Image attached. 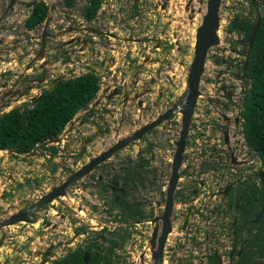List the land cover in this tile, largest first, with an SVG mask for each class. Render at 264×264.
Here are the masks:
<instances>
[{"label":"rangeland","instance_id":"obj_1","mask_svg":"<svg viewBox=\"0 0 264 264\" xmlns=\"http://www.w3.org/2000/svg\"><path fill=\"white\" fill-rule=\"evenodd\" d=\"M49 1L52 3V0ZM206 1L194 0L193 5L195 7L191 5V12L185 14L182 8H180L184 6L185 0H172L169 9L173 11L172 6L176 4V13L171 12L167 17L169 12H166L163 14V17L175 21L174 30H169L174 34L173 38H166V40L158 38V40L146 43L144 47L141 44H135L136 41H131L134 43L126 45L127 50L117 48V52L113 56L104 50L101 55L98 52L97 54L100 55L102 60H96L97 62L89 60L92 50L85 51V54L75 55L72 50H67L66 47L59 46L57 43V49L55 48V44L52 45L53 48L48 46L49 49L46 54L48 65L45 69L44 81L41 83L40 81H34L37 79L34 77L39 78L36 67H39L40 62L34 61L33 56L29 58L34 61L32 65L36 66L31 71L34 79L29 84L21 87L20 92L24 96L17 97L9 105H5V109L2 110L0 115L8 113L14 108L22 109L23 106L30 107V101H33L32 98H38L41 92L49 88L58 77L67 79L79 77L82 74L94 71L100 79L99 91L91 104L74 116L73 119H78V122L75 123L78 125L82 122L81 120L84 115L92 110L94 111V103L97 98L101 100V93L104 89L108 90V95H114L113 93L116 94L115 91L118 89L116 83L124 80L125 84L120 86V97L116 98L112 104L110 103L109 107L104 104L106 107L104 111L108 109L110 112L102 116L98 115L97 119L100 120L103 128H100L96 124L95 118L90 121L87 119L82 127L76 125L72 134L67 138L62 134L59 136L58 143L47 144L48 148L39 147L37 150L32 151V154L15 156L10 152L0 151V223L15 214L25 212L29 206L35 204L45 194L59 187L79 165L83 164V160H77L75 156H72L80 153L83 146L82 137L92 138L93 142L89 147L91 152L95 153L94 149L97 150L96 145L100 148L103 146H99L100 143L105 144L108 142L114 144L115 141L124 140L150 118V115L142 114L141 108L138 109L135 103L134 106L128 104L126 109L123 108L121 105V96L123 94L129 96L131 99L135 97L138 100L146 93L151 94L144 96L145 99L143 101L146 104L152 102L150 99L154 102L157 97L156 95L161 94L162 99L159 102V106L155 107L151 112L154 117L157 112H162L164 107L170 108L179 101L186 91L189 68L194 57L195 32L202 21ZM59 4L58 0L55 5L60 7ZM260 5L258 9H255L250 6L247 0H222L219 11L221 22L217 31L219 44L213 46L208 53L199 86L200 95L194 111L195 118L193 120L198 122L194 125L201 129L198 134L196 129V134L193 137L191 136L188 142L190 145H187L188 149L190 147L194 149L195 147L193 146L198 145V143H201L202 147L205 148L204 145L210 142H201L199 138L207 136L223 148L221 135L218 137L220 142H217V138L215 137L220 132L219 127L216 126L217 122H220V118L215 114V111L231 118L237 117L241 108L242 89L250 88L249 85H246V81L249 80L242 77V72L239 69V67H242L241 64L244 61L242 52L244 53V50L247 48L246 46L242 47L238 45V40L243 35L239 34L236 29H230V24L228 23L234 17H237L239 21L244 17H246L248 22L254 20L257 15H262L264 12L263 5ZM20 10L21 8L16 10L17 17H15V14L12 17H3L4 20L0 22V25L4 28L15 25L18 35L24 36L25 32L22 26L27 13ZM80 10L82 9L80 8ZM75 15L78 20L72 23L74 26L81 21L79 14L76 13ZM56 18L54 14L53 24ZM66 24L64 23V25ZM39 33L40 31L35 32L34 37L36 38ZM135 35L132 34L131 36ZM59 40V44H66L61 42L62 39ZM7 41H10V39H7ZM147 41L149 40L145 42ZM159 41L162 43H159ZM34 43L36 44L37 42ZM155 47H159L161 50H155ZM31 49L35 52L38 46L33 45ZM68 51L69 55L67 54ZM60 60H63V63L61 67H58L57 64ZM10 61L8 62V64L10 63L9 65H5L7 63H4L0 66V72L4 69L6 72L8 70L19 71L18 68L22 70L21 67L24 69L27 65L25 61L16 63V61H12V58ZM67 63L72 65L67 67ZM12 75H19V73L11 71L7 77H1L0 80L2 82L4 80H13ZM22 75H25V72H22ZM239 77H241V84L238 83L240 81ZM236 83L239 85H236ZM217 86H219L218 89ZM223 87H227L230 93V99H228L230 105L226 104L227 100L225 99L222 104L224 94L220 90H225ZM207 100H211L212 102L208 103ZM101 102L104 103V100H101ZM100 109H104V107L98 106L99 113H102ZM172 116L173 118L170 119L172 121L171 125H169L170 121H167L148 135L147 139H150L151 143L156 147V160L153 163L145 164L138 176L133 175L139 183L130 188L127 197L133 209L135 204L140 205L141 202L148 206H152L153 202L157 203L156 210L158 215H155V207L152 206L153 208H148L145 212L143 211L145 219H140L137 224L135 221L138 220L135 219L139 218L130 217V213L126 211H123L121 214L103 213L102 201L108 200V197L105 194L100 196L97 191L98 188L90 185L89 181L85 179L79 182L77 186L74 185L72 189H69L65 197H57L53 201L41 206L36 212L29 215L26 220L1 227L0 264H39L40 261L45 264H53L69 252L78 249H88L89 252L100 251L104 258L108 257L110 259L108 264H153V249L150 247L149 239L153 228L159 227L160 229L161 226L160 217L162 209H158L164 205L171 167L167 160L168 158L171 159L174 152V148L171 149V147H168V152L162 151L161 148L171 138L172 134L178 139V133L181 128V115L178 113ZM205 120L208 121L205 122ZM241 123L242 121L239 120L238 126ZM68 125L63 133L68 130ZM140 141H134L118 151L109 163L116 167H126L128 170L136 167L138 170ZM50 147H53L56 151L51 156H49V153H52ZM207 149L208 151L210 150L208 147ZM93 153L87 152L86 155H92ZM148 156V154H145L143 159H146ZM196 158L201 163L209 159L205 150L201 154L198 152ZM214 158L219 159V154L217 153L215 157L211 156L210 159ZM259 169L260 164L258 161H255L251 176L254 173L256 174ZM196 176L199 175L197 174ZM187 180L191 181L182 178L179 182V189L176 192L177 199L184 200L189 197L190 200H196L197 203L194 204L189 201L191 203L190 206L189 202L182 208L175 206V215L173 216L174 231L169 236V243H173L174 247L168 246L169 243L165 244L163 249V264H206L204 260L205 254L202 252H199L197 256L192 255L182 261L184 257L180 258L176 256V252L174 251L176 249L175 242L178 244L179 241H186V232L182 233L180 231L179 225L181 221L190 220L189 222L195 226L194 218L196 217L198 224L199 222L202 223V219H206L209 212V210L206 212L203 210L205 205L210 204L211 210L212 206L214 205L215 207V203L218 202V200L212 202L211 197L209 198L211 191L207 187L208 180H204L203 184L199 180V183L191 187L188 192L187 188L190 183ZM192 188L194 190L193 193L190 192ZM178 192H181V194H178ZM207 192H210V194L208 195ZM187 193H189L188 197L186 196ZM222 202H224L223 199ZM78 204L82 205V207H87V211L83 209V213H77ZM91 205L95 206L97 211ZM226 205L224 202V206ZM149 212L151 213L148 214ZM213 214L217 218L216 225L208 229L195 226L199 230L192 234L197 237L196 242L201 243L211 228L212 231L217 226L224 228L222 232L225 231V237L217 245L223 251L227 247L230 248L235 240L231 235L232 216L229 211L223 213L220 209H217ZM126 217L129 219L128 221ZM194 226H191L192 230H194ZM244 237V235L239 236L240 240ZM108 240L114 241L117 246L112 247L107 242ZM239 244V248L242 247L241 243ZM52 246L53 249L51 250ZM45 251H50L49 253L51 254H46L43 258L39 253H44ZM225 251L228 250L226 249ZM177 252L182 254L180 250ZM223 255L226 256L228 254L224 252ZM195 260L196 262L194 263ZM100 264L107 263L102 261ZM224 264H233V262L228 263V261H225Z\"/></svg>","mask_w":264,"mask_h":264},{"label":"flooded vegetation","instance_id":"obj_2","mask_svg":"<svg viewBox=\"0 0 264 264\" xmlns=\"http://www.w3.org/2000/svg\"><path fill=\"white\" fill-rule=\"evenodd\" d=\"M57 1L58 0H52V3H51V1H49V0H0V12H1L0 22H2L4 20L3 17L8 18V17H12L14 14L16 15L17 14L16 10L18 8H21V10H20L21 12L24 11L25 13H27V17L25 18V21L23 22V26H22L23 31L25 32L24 36L21 34L18 35V31H17L15 25L14 26L10 25L11 27L8 26L5 28L0 25V66L3 65L4 63H7L5 65H9L10 63L8 64V62H11L10 61L11 58H12L13 62L16 61V63H19V61H25L27 64L26 67H24V69H23V67H21L22 70H20V68H18L19 71H13V70L9 71L7 69L8 72H6V70L4 69L3 71L0 72V78L1 77H7L9 75V73H11V71L14 73L17 72V74L19 73V75H12V77L14 78L13 80H4L3 82L0 80V106H5L6 104H10L17 97L24 96V94L20 92V89H21V87L25 86L26 84H29L30 82H32V79L37 78L34 81H40V83L44 81L45 69L47 68V65H48V61H46V54H47V51L49 49L48 46H51V48H53L52 45L55 44V48L57 49V47H58V46H56V43H57V45H59V46L66 47L67 50H72L73 54H75V55L85 54L86 53L85 51L92 50L90 52V55H89V60L96 61V60H102L100 55L103 53V50L109 52L110 55L112 54V56H113V54L115 52H117L116 51L117 48L127 50L126 45H128V44L130 45V43H134L131 41H136L135 44H137V45L141 44L144 47L146 45V43H148V42L150 43L152 40H158V38H160V40H162V39L166 40V38L167 39L173 38V35H174L169 30H174L175 21L174 20L171 21L170 19L163 17V14L166 12H169L167 14V17L170 15L171 12L176 13V11H175L176 4L172 6L173 11H170V9H169L172 0H101L100 6L98 7V9H96L91 14L89 20L85 19V8H86V3L88 0H86L83 4H81V3L84 0H81V1L75 0L74 5L72 7H66L64 4V0H59V2H60L59 6L60 7H57L55 5V3ZM89 1H90L89 7L92 9V5H93V2L95 0H89ZM193 1L194 0H185L184 6L180 7V8H182V10L185 14H188L191 12V5H193ZM247 1L252 8L258 9L261 6L260 4H262L264 7V0H247ZM40 4H43L47 8L46 16H45L44 20L37 23L34 27L28 28L26 26V21L29 18V16L31 15L32 11L37 6H39ZM79 4H81V5H79ZM79 7L82 10H80ZM76 13L79 14V19H81V21L79 23H77L76 26H74L72 23L78 20V19H76V15H75ZM54 14L56 15L57 18L53 24L52 22L54 21V19H53ZM15 17H17V15ZM260 18H261V15H257L256 21L252 20V21L248 22V20H246V17H244L240 21L238 20L237 17H234L232 19V21L230 23H228V24H232L233 22H235V23L237 22L238 26L236 28V31L239 34L243 35V37H241L238 40V45H240L242 47H244V46L247 47L246 50H244V53L242 52V54L244 55V61L242 63V66L245 63L247 65V55H248V51H249L250 46H251L247 43V41L250 37V34H251L253 28L255 27L256 23L258 22V20ZM220 22H221V19L219 21V26H220ZM64 23H67V24L64 25ZM15 24H17V23H15ZM54 27H56V29H54ZM229 28H230V25H229ZM39 31H40V33L35 38L34 33L39 32ZM132 34H136V35L131 36ZM7 39H10V41H7ZM59 39H62L61 42L66 43V44L65 45L59 44L60 43ZM64 39H67L68 41L64 40ZM146 40H149V41L145 42ZM34 42H37V43L35 44ZM159 43H162V42L159 41ZM33 45L38 46V49L35 52L31 49V47ZM155 48H156L155 50L159 49V47H155ZM159 50H161V49H159ZM98 52L100 53V55L97 54ZM67 54L69 55V51L67 52ZM125 54H126V52H125ZM31 56H33L34 61L40 62L39 67L32 65L34 61L32 59L31 60L29 59ZM35 57H36V59H35ZM62 61L63 60H60L58 62V64H57L58 67L62 66V63H63ZM100 63H102V62H100ZM71 65H70V63L66 64L67 67H70ZM34 67H36L37 72L39 73V75H38L39 78L38 77L33 78L31 75V71ZM22 72H25V75H22ZM92 72H94V71H92ZM57 79H60L59 81H61L65 78L58 77L54 81L58 82ZM244 79H245V77H244ZM116 84L118 85L117 86L118 89H117V91H115L116 94L108 95V93H109L108 90L104 89L101 93V100H104V103H102L101 100H99L97 98L96 102L94 103V106H95L94 111L92 110L91 112H88L86 115H84L83 119L81 120L82 122L79 123L78 125L75 124L78 122V119L75 122H73V124H69L68 130L65 133H63L65 131V129H64V131L61 133V135L64 134V136H66L65 138H67L70 134H72V132L76 128V125L82 127L87 119L90 121L93 118H95L96 124L99 125L100 128H103L102 123L100 122L99 119H97V117H98V115L102 116V115H105L108 112H110L108 109L106 111H104L106 108L104 104H106L109 107L110 103L112 104V102L116 98L120 97V93H119L120 86H123L125 84V81L120 80ZM149 86H151V85H149ZM218 88H219V86H217V89ZM223 88L225 90H220V92L222 94H224V96L222 97V99H223L222 104L224 103V99H225V100H227L226 104L230 105V101L228 100V99H230L229 98L230 93H229L227 87H223ZM242 90L244 91V89H242ZM243 91L241 93H243ZM146 95H151V94H147V93L144 94V96H146ZM144 96H142V98L140 100H138L135 97H132V99H131L129 96H126L125 94H123V96H121L122 97L121 98V105L123 106V108L126 109V106L128 104L131 106H134V103H135L136 106L138 107V109L141 108L142 114L150 115V118H148L147 121L143 122L140 125L141 127L138 129H141L142 127L146 126L148 123H152L160 115L166 113V111H168L169 109L172 108V107H170V108L164 107L163 111L160 113L157 112L156 116L154 117L151 114V112L154 110L155 107L159 106V102L162 99V95L161 94L156 95L157 97L154 100V102L152 99H150V101H152V102L147 103V104L143 101L145 99ZM134 98H135V102L133 101ZM30 102H32V101H30ZM207 102L211 103L212 101L207 100ZM215 102H217V101H215ZM98 106L104 107V109H100L102 113H99ZM138 111L140 112V110H138ZM145 112H147V113H145ZM147 115H146V117H147ZM172 115H169L167 118L162 120V122L159 125H157L155 127V129H151V130L147 131L139 139L135 140V141L141 140L140 141L141 148L138 151V158H139L138 159L139 160L138 161L139 162L138 163L139 164L138 170L136 169V167H133V168L129 169L130 170L129 171L128 168H126V167H123V166L116 167V166H113L111 163H109L110 160L118 153V151H120L121 149L126 147V146L120 147V148L112 151L113 147L115 145H117L119 142H122L123 139L121 141H115L114 144H111L108 142L105 144L100 143L99 146H101V145H103V146L98 148V145H96L95 147L97 148V150L94 149L95 153H93V151L91 152L90 147H89L93 142L92 138L91 137H88V138L82 137L83 138V140H82L83 146L81 147L80 153L77 155H72V156H75V159H77V160L81 159L84 162H83V164L79 165V167L76 170H74L72 172V174L62 182V184L65 183L66 181H68L73 176V174L77 173L78 171H80L81 169H83L85 167H86V170L89 169V171L86 173L85 176H82L81 178H79L75 182L69 183L64 190L65 195H66L67 191L69 189H72V187L74 185L77 186V184L79 182L86 179L87 181H89L90 185L96 186L98 188L97 191L99 192L100 196L105 194L108 197V200L102 201L103 209H104L103 213H108V214H119L120 213L121 214V213H123V211H126V212L130 213V215H131L130 217L139 218V219H135V220H138V221H135V222H137V224L139 223L140 219L141 220L145 219V218H140V214L141 213L143 214V211L145 212L148 208H153L152 206L155 207V209H154L156 212L155 215H158L157 210H156L157 203L153 202L152 206H148V205L143 204V202H141L140 205L135 204L134 209H133V207L130 206L131 204L129 202V198H127V197H128V192H129L130 188L139 183V181L136 180L135 176L139 175V173L142 171V167L145 164L153 163L156 160V157H155V148L156 147L153 143H151L150 139H147L148 135L152 131L154 132L157 128H159L160 125H162L163 123H165L167 121H170L169 125H171L172 121L170 119L173 118ZM219 118H220V122H217L216 126L219 127L220 132L222 134V142L226 145L228 143L229 128L232 125L236 126L237 122L235 119H232L231 117H229L227 115H223L221 113H220ZM133 133H134V131L131 133V135ZM61 135H59V136H61ZM59 136L57 138H55L56 139L55 143L59 142ZM74 137H76V136H74ZM215 137L217 138L216 141L220 142V141H218L219 140L218 139V133L215 135ZM176 140H177V138L175 136H173V134H172L171 138H169L167 143L164 146H162L161 150L168 152L169 151L168 147H171V149L174 148V151H175ZM206 141L210 142L208 144L209 149H210L209 155L215 157L216 154L218 153L219 159L214 158V159H209L206 162H204V166L202 167L201 172H204L208 176L209 179H211L210 176H213V177L220 176L221 177V176H224L226 174V175H230L234 180L233 182H230L229 184H227L226 188L229 187V191H228L227 195L224 196V198H227L225 200V203L227 204L226 205V212L229 211L231 213V216H232L231 235H232V238L235 240H234L233 245H231L230 248L227 247L222 251L220 249V247H218L217 245H219L222 242V238L225 237V234H224L225 231L222 232V229H224V228L217 226L213 231H212V228L210 229V232L207 233V235L204 237L203 242H201V243L196 242L197 237L195 235H193L192 233L198 232L199 229L195 226H201V227L208 229L209 227H211V226L213 227L214 225H216L215 223L217 222V218H216V216H214V214L210 213V211H209L207 213V218L202 219V223L199 222V224L196 221V217L193 215L195 217L194 218L195 226L193 225V223L189 222L190 220L189 221H185V220L181 221V223L179 225L180 231L182 233L186 232V241H179L178 244L175 242L176 249L174 251L176 252V256H179L180 258L184 257V259H182V261H184L186 258H188L192 255L197 256L199 252H202L205 254L204 260H205L206 264H224L225 261H228V263L233 262V264H237L238 263V257H239L240 251H241L240 250L241 247L239 248V245H240L239 243H241V241L244 238H246L245 233L239 234L236 231V227L239 225L238 221H239L240 215L238 213V207H239V200L241 198L240 195L237 193V189L239 187H241V185L247 186L250 184L261 189L263 187V185L261 184L258 176L256 178V175H258V171L256 172V174L254 173L253 176H251V171L253 170V167L248 169L242 163L236 164V167H234V168L219 165L221 159L224 158V156H226L225 150L223 148H221L219 145H217L216 143H214L213 139L208 137V136L206 137ZM75 142H76V140H75ZM47 144H51V143H45L44 142V143H42L41 146L37 144V147L35 150H37V148H39V147H42V148L47 147L48 146ZM186 149H188V147L185 143V148H184V151L182 154V161H181L179 173H180V178H185V179L191 180V181L187 180V182L190 183V185L187 188V192H188V190L191 187L195 186V184H197V183H196V181H194L193 179H191L187 175L188 173H187L186 165H184V161H185V158L187 156ZM0 151H6V150H0ZM87 152L93 153V154L87 156L86 155ZM30 153H33V152H30ZM30 153H28V154H30ZM107 153H110V155L107 156ZM49 154H50L49 156L54 155V153H49ZM145 154H148L149 156L146 157V159H143V156ZM173 154H174V152H173ZM170 160L171 159L168 158L167 162L171 166ZM212 160H215L216 164ZM87 167H89V168L87 169ZM216 172H217V174H216ZM133 175H135V176H133ZM201 184H203V182ZM178 186H179V183L176 187V191H175L174 197H173L174 200H173V206H172V211H171V215H170V227H171V229L167 235V238L165 240V244L166 243L168 244L170 242L169 236H171L170 234L174 231L173 216L175 215V213H174L175 206H178L177 208H182L184 205H187V203L189 201L194 203V204L197 203L196 200H190L189 199L188 193L186 195L188 197V199L186 198L184 200H181V199L177 200L175 197H176V192L179 189ZM207 187H208V185H207ZM56 188H58V187H56ZM56 188H54V189H56ZM208 188L210 191H212V189L210 187H208ZM225 189H224V191H225ZM224 191L220 190L219 193H223ZM178 194H181V192H178ZM45 195H47V194H45ZM65 195L60 196V197L63 198ZM165 195H166V192H165ZM43 197H41V198H43ZM210 197L212 198L213 195H209V198ZM165 198H166V196H165ZM104 199H105V197H104ZM190 202H189V206L191 205ZM164 206H165V201H164V205L162 207L160 206V208L158 210L162 209V211H163ZM91 207L95 211H97V208H95V206L91 205ZM83 209H85L87 211L88 208L82 207V205L78 204L76 212L77 213H83L82 212ZM135 210H136V213H134ZM203 210H205V212L207 210H209L208 206L205 205V208ZM150 213L151 212H149L148 214H150ZM162 213L163 212H161V215H162ZM176 214H178V213H176ZM257 218L249 219L248 222H251V221L256 222L258 220ZM126 219H127V217H126ZM181 219H182V217H181ZM128 220L129 219H127V221ZM160 223H161V226H160V229H161L162 222L160 221ZM125 224H127V223H125ZM191 226L195 227L194 230H192ZM241 235H244L245 237L241 238V240H240L239 236H241ZM244 240L241 243L242 246H244V244H245ZM181 244H183V245H181ZM168 246L174 247L173 243H169ZM52 249H53V246L51 247V250ZM226 249L228 251H225ZM178 250H180L182 252V254L178 253L177 252ZM49 252L48 251H45L44 253L40 252L39 255L44 258L46 256V254H51ZM224 252H226L228 255L224 256L223 255ZM86 254L89 256V252L84 253V255H86ZM83 258H84V256H83ZM105 258L108 259V257H105ZM105 258L103 257L102 261H105ZM88 261H89V258H88ZM109 261H110V259H109ZM108 262H106V263L108 264ZM195 262H196V260L194 261V263ZM39 264H41V261ZM82 264H83V261H82Z\"/></svg>","mask_w":264,"mask_h":264},{"label":"trees","instance_id":"obj_3","mask_svg":"<svg viewBox=\"0 0 264 264\" xmlns=\"http://www.w3.org/2000/svg\"><path fill=\"white\" fill-rule=\"evenodd\" d=\"M100 1L95 0L92 9L89 6L85 8L86 20L98 9ZM74 2L75 0H64L66 7H72ZM46 13L47 8L40 4L32 11L26 26L34 27L44 20ZM237 26V22H233L230 29H236ZM244 75L249 80L246 85L250 88L244 89L241 101L242 132L247 144L258 155L260 169L264 173V12L248 51ZM99 81L97 74L89 72L54 82L31 102L30 107L14 108L1 114L0 150H6L15 156L25 155L34 151L37 144L41 146L48 139L57 138L74 116L91 104L99 91ZM50 151L56 153L53 147H50ZM237 193L241 198L236 231L246 234L237 264H264V187L259 189L251 184L241 185ZM140 218L145 216L141 213ZM254 218L258 220L248 222ZM107 242L112 247L117 246L114 241ZM85 252L88 253L89 250H73L53 264H82ZM102 260L100 251L89 252L88 264H100ZM105 261L108 262L109 259L105 258Z\"/></svg>","mask_w":264,"mask_h":264},{"label":"water","instance_id":"obj_4","mask_svg":"<svg viewBox=\"0 0 264 264\" xmlns=\"http://www.w3.org/2000/svg\"><path fill=\"white\" fill-rule=\"evenodd\" d=\"M221 1L222 0L206 1V8L202 21L195 32L194 57L189 68V73L186 82V91L183 94V96L174 106H172L171 109L166 111V113L160 115L155 121H153L152 123H148L146 126L142 127L141 129H135L132 135L128 136L122 142H119L112 149L113 151L120 147L127 146L130 142L139 139L144 133H146L151 129H154L157 125H159L162 122V120L167 118L169 115L177 114V113L181 114V128L179 130L178 140L175 143L176 149L172 159L170 177L166 188L165 206L162 211L163 213L160 217V221L162 222V227L161 229H159L158 227H154L151 233V238L149 240L150 247L151 249H153V264H163L164 262L163 249L165 245V240L171 229L170 215L174 200L173 197L179 179L178 170L180 168L182 161V154L185 148V142L190 128L191 117L193 115L196 106L197 98L200 95L199 85L201 81V76L204 73L205 62L210 49L213 46L219 44V36L217 34V31L219 29V21H220L219 10H220ZM259 22L260 19L258 20V22L256 23L255 27L253 28L250 34V37L247 41L249 45H251L253 42ZM242 70L243 71L246 70V63L244 64ZM59 80L60 79H57V81ZM33 99L34 98H32V100ZM3 109H5V106H0V113L2 112L1 110ZM76 120L77 119H73L68 124H73V122H75ZM237 121L238 119H236V122ZM53 142H56L55 138L48 139L45 143H53ZM108 155H110V153H107V156ZM89 167H87V169ZM88 171L89 169L86 170L85 167L80 171H78L77 173L73 174V176L68 181L63 183L58 188L53 189L52 192L45 195L37 203L31 205L25 212L15 214L9 217L6 221L0 223V228L3 226L11 225L18 221L26 220L29 217V215L37 211V209H39L42 205L51 202L57 197L65 195L64 190L67 187V185L69 183L75 182L82 176H85ZM258 178L264 187L263 171H259ZM228 191H229V187L225 189V191L223 192V196H226ZM88 258L89 256L87 254L84 255L83 264L88 263ZM42 263L43 262H41V264Z\"/></svg>","mask_w":264,"mask_h":264},{"label":"built area","instance_id":"obj_5","mask_svg":"<svg viewBox=\"0 0 264 264\" xmlns=\"http://www.w3.org/2000/svg\"><path fill=\"white\" fill-rule=\"evenodd\" d=\"M240 83V81L238 82ZM238 83H236V85H239ZM215 110V109H212ZM215 114L220 117V113H218L217 111H215ZM195 118V114H193L192 117V125L191 128L189 129V136H188V142L190 141L191 136L193 137L194 134H196V129H197V134L200 133V129L199 127H196L194 124L198 123L197 121H194L193 119ZM236 118V117H235ZM232 118V119H235ZM208 120H205V122H207ZM194 126V127H193ZM205 127V126H203ZM221 135V143H222V134L221 132H218V137ZM206 137H202L199 138L201 140V142H206ZM220 141V140H218ZM190 144H188L189 146ZM205 148L202 147L201 143H198V145H195L193 147H195L194 149H191V147L189 149H186V158L184 161V165H186V169H187V175L193 179L194 181H196V183H199V180H201L202 182H204V180H208V187H210L212 189L211 192L214 193H218L220 190L224 189L226 187L227 184H229L231 181H233V178L230 175H224V176H210L211 179L208 178V176L204 173L201 172L202 167L204 166V162H206L207 160H209L211 158L210 154V150L208 151L207 145H204ZM223 149L225 150V154L226 156H224V158L221 159L219 165L221 166H228L230 168H234L236 167V165H233L231 163V158L234 157L238 163H242L247 167H251L255 161L259 162V159L257 158V156L254 154V152L247 146L243 135H242V129L240 126L238 125H232L229 128V132H228V143L225 145L222 143ZM206 151L207 153V158L203 161V163H201L200 160H197L196 156L197 153L200 152V154L203 151ZM213 162L216 164V161L213 160ZM199 176H196V175ZM210 174V173H209ZM217 174V172H216ZM182 178L179 179V181H181ZM201 182V183H202ZM191 193L194 192L193 188L190 191ZM189 194V193H188ZM208 195L210 194V192L207 193ZM215 198L212 199V202H216L218 200L217 203H215V207L214 205L212 206L211 210H210V204L207 205L208 209L210 211V213H214L216 212L217 209H220L221 212L225 213L226 212V206H224V202H222V200L219 197L214 196ZM210 202V200H209ZM211 203V202H210Z\"/></svg>","mask_w":264,"mask_h":264},{"label":"clouds","instance_id":"obj_6","mask_svg":"<svg viewBox=\"0 0 264 264\" xmlns=\"http://www.w3.org/2000/svg\"><path fill=\"white\" fill-rule=\"evenodd\" d=\"M79 1H81V0H79ZM89 3H90V1L88 0L87 1V3H86V7L87 6H89ZM100 3H101V1H100ZM99 6H100V4H99ZM243 63V62H242ZM242 65V64H241ZM240 65V66H241ZM244 66V65H243ZM243 66L242 67H239V69L241 70V72H242V77L244 78L245 77V75H244V72L246 71H243L242 69H243ZM205 68V67H204ZM239 79H240V83H242V81H241V77H239ZM200 86V85H199ZM199 97V96H198ZM242 97H243V93H241V101H242ZM198 99V98H197ZM196 105H197V102H196ZM240 107H241V102H240ZM195 108H196V106H195ZM194 111H195V109H194ZM240 112H241V108H240ZM240 112H239V114H238V116L235 118V120L236 119H238V121H237V125H238V122H239V120L240 121H242V119H241V116H240ZM180 114V113H179ZM193 114H194V112H193ZM181 115V114H180ZM192 117H193V115H192ZM192 117H191V121H192ZM191 125H192V122H190V128H191ZM240 127H241V129H242V123L240 124ZM189 128V129H190ZM243 131V130H242ZM242 135H243V138H244V140H245V142H246V139H245V137H244V134H243V132H242ZM188 136H189V134L187 135V138H186V145H188L189 143H188ZM178 137H179V133H178ZM206 139V138H205ZM137 140V139H136ZM178 140V139H177ZM176 140V141H177ZM134 142V141H133ZM132 143V142H131ZM176 143V142H175ZM223 143V142H222ZM130 144V143H129ZM224 144V143H223ZM246 144H247V142H246ZM247 146L254 152V154L257 156V158L259 159V157H258V155L256 154V152L247 144ZM175 149H176V146H175ZM175 152V151H174ZM173 156H174V154H173ZM173 156L171 157V160H170V162H171V165H172V159H173ZM231 163L233 164V165H236V164H238V161L234 158V157H232L231 158ZM259 164H260V159H259ZM181 166V165H180ZM247 167V166H246ZM253 167V165L251 166V167H247V168H252ZM260 168H261V164H260ZM180 169V168H179ZM259 171H262L261 169H259L258 170V173H259ZM170 172H171V168H170ZM178 173H179V170H178ZM258 176V175H257ZM169 177H170V174H169ZM179 179H180V173H179ZM179 179H178V183H179ZM234 181V180H233ZM233 181H231V182H233ZM178 183H177V185H178ZM226 187H227V185H226ZM225 187V188H226ZM224 188V189H225ZM224 189H222L223 191H224ZM176 191V190H175ZM210 195H213V197L211 198V199H213V198H215L214 196H216V197H219L221 200L223 199L224 200V202H225V200L227 199V198H224V196H223V193H214V192H211V194ZM176 199H177V195H176V197H175ZM178 200V199H177Z\"/></svg>","mask_w":264,"mask_h":264},{"label":"bare ground","instance_id":"obj_7","mask_svg":"<svg viewBox=\"0 0 264 264\" xmlns=\"http://www.w3.org/2000/svg\"><path fill=\"white\" fill-rule=\"evenodd\" d=\"M65 197V196H64Z\"/></svg>","mask_w":264,"mask_h":264}]
</instances>
